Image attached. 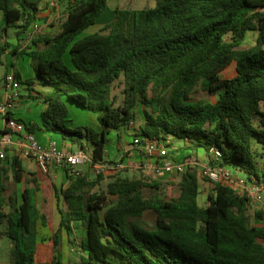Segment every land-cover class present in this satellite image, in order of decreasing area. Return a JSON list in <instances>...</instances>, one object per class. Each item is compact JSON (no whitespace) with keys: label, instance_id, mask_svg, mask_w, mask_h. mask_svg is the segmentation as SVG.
<instances>
[{"label":"trees","instance_id":"trees-1","mask_svg":"<svg viewBox=\"0 0 264 264\" xmlns=\"http://www.w3.org/2000/svg\"><path fill=\"white\" fill-rule=\"evenodd\" d=\"M57 2L67 10L60 30L10 49L8 29L17 27L18 39H27L49 2L0 0V59L7 52L30 55L34 75L16 74L23 85L41 88L46 103L41 123L17 118L27 129L61 134L86 149L93 166L116 163L107 158L108 135L117 131L122 138L143 104L144 123L132 130L141 143L152 139L171 147L183 139L191 149L187 155L215 146L220 164L249 182L261 177L264 166L255 160L252 138L263 144L264 156V0H156L136 10L118 7L92 33L84 32L99 21L108 0ZM250 30L258 31L257 42L236 48ZM120 79L124 100L116 103L112 89ZM200 83L208 98L193 97ZM73 111L93 112L100 129L79 121ZM23 175L20 156L12 157L11 173L0 166V224L6 223L2 233L12 240L11 261L65 264L60 251L39 259L38 227L53 216L52 194L37 177L20 195L11 192V178L18 182ZM104 177L101 170L95 178L70 176L62 189L66 209L59 207L60 223L50 236L59 246L63 231L72 234V222H81L84 264H264V208L254 212L263 224H253L246 194L214 183L201 205L196 168L170 183L177 193L167 196L159 193V180L119 172L105 191H94ZM145 187L156 192L146 195ZM149 210L156 216L152 226L142 219Z\"/></svg>","mask_w":264,"mask_h":264},{"label":"rangeland","instance_id":"rangeland-1","mask_svg":"<svg viewBox=\"0 0 264 264\" xmlns=\"http://www.w3.org/2000/svg\"><path fill=\"white\" fill-rule=\"evenodd\" d=\"M44 2H49V5L45 8L41 15V20H39V23L41 25L40 31H38L35 35L38 34H54L57 33L60 30L61 27V21L64 20V18L67 15V10L64 4H60L57 2V0H44ZM156 0H108V7L105 10L104 14L101 16L99 21L95 23L94 25L87 28V30L84 33H92L96 31H100L104 24L108 21H110L113 17L114 10L116 8H130L131 10H136L144 7H152L155 5ZM18 28L17 27H10L8 29L7 33V39H9L10 42L16 41V32ZM29 32V31H28ZM258 37V31L256 30H250L248 31L245 39L241 42L240 45L236 46V48H248L252 45H254L257 42ZM28 38V37H27ZM229 38V37H228ZM28 40V39H27ZM22 43L27 44L26 39L21 40ZM23 46V45H22ZM32 59L31 56L26 53H21L18 56L10 53H4L0 59V82L2 81V78L4 76V73L6 69L8 68L9 71L15 70L20 72L22 75V78H25L28 76V73L32 72L34 73V67L32 65ZM24 89H22L23 91ZM124 83L123 81L117 80L114 83L113 89H112V96L116 99V103H121L124 100ZM193 97L196 99L199 98H208L209 93L205 86L200 83L197 88L195 89L193 93ZM38 103H35L36 108L38 107ZM44 104H40V106L43 107ZM35 108V109H36ZM44 108V107H43ZM136 118H135V128H139L140 125L144 123V105L140 104L136 108ZM73 116L77 118L79 121H87V124H89L92 127H96L98 124V120L96 115L91 111H73ZM33 115V114H32ZM91 115V116H90ZM134 139V135L132 136L129 133H123L122 138L119 139L117 135V131H111L108 135V142L106 145V152H107V158L109 160H119V149H118V143H122V145H125L127 142L132 141ZM186 142V141H185ZM185 142L183 139H176L174 140L172 147V152L176 153V150L174 148H181L184 147ZM253 143V153L255 155V160L258 163L259 167L264 166V156L261 155V152L263 150V144L257 139L256 136H253L252 138ZM73 145V150H76L78 148L77 145ZM71 148V149H72ZM202 153H205L204 149H201ZM207 156V153H206ZM200 160V159H199ZM202 160V159H201ZM200 160V165L195 167L199 173H200V196H199V202L201 205H206L207 203V197L210 192H212L213 189V182L208 178V176L203 171V166L201 164L205 163L206 160ZM129 165L126 168H122L119 173L125 176H129L130 178H143L146 181L150 182L151 180H159L162 182L163 185H161V188L159 190V193L161 195L167 196L168 194H176L177 193V187L173 186L169 188L170 183H176L178 182L181 174H166V173H156L155 171L148 170L145 167L137 166L136 161L132 162L131 160L128 163ZM89 166V171L83 169V174H88L91 178H95L98 174V172L101 170L105 173V171L97 167L96 165H91V163L84 164ZM100 168V169H99ZM99 170V171H98ZM73 178V177H72ZM72 180L71 178L69 179ZM112 180V178L104 177L100 181V183L94 188V191L96 192H102L107 189L108 183ZM210 182V184L206 182ZM144 192L146 195H152L156 192L154 188L145 187ZM259 206L257 204H251L250 205V214H251V222L253 224H259L262 225L263 222L257 220L254 217V212L256 209H258ZM59 211L55 212L53 215L52 220L49 221L48 225H43L42 223L39 224L38 230L40 233V241L41 238H44L43 242L48 243H42L40 250H39V259H45L46 257L54 256L55 253L60 251L62 253V260L65 264H84L82 260V252L78 246L83 234H84V227L81 224V222L74 220L72 222V236H74V239L69 240V247L68 250H65L64 246V238L62 233V243L59 246H55L54 242L50 240V234L55 231L59 226V218H58ZM155 213L152 211H147L145 215L143 216V221L146 223L147 226H152L155 222ZM6 228V223L0 224V230L4 231ZM65 233H67L66 230H64ZM1 234V232H0ZM260 241L264 244V240L260 239ZM11 250H12V240L7 235H0V264H15L11 261Z\"/></svg>","mask_w":264,"mask_h":264},{"label":"built area","instance_id":"built-area-1","mask_svg":"<svg viewBox=\"0 0 264 264\" xmlns=\"http://www.w3.org/2000/svg\"><path fill=\"white\" fill-rule=\"evenodd\" d=\"M40 27V23H35L32 26L27 44L31 43L34 35L40 31ZM3 85L4 95H0V115L5 120L4 130L6 131H3L0 136V158H5L7 150H11L14 155L21 158L34 159L44 172H48L52 167H60L74 178L82 175L81 166L90 161L86 149L71 150L60 147L55 141L43 145L38 141L35 133L27 129L24 122L12 115L7 119L15 102L21 98L24 85L15 70L7 72ZM135 125L134 120L130 121L128 129L133 130ZM133 142L135 146L145 152L148 158L155 159L143 167L156 173L181 174L189 168L200 165V158L197 155L191 154L181 160L175 159L172 157V148L161 141L148 139L145 143H141V138L135 136ZM221 155L220 149L215 146L207 152V161L201 165L208 178L213 183H223L233 187L237 192L246 194L251 204H257L259 208H264V171L259 179L254 178L249 182L227 166L220 164ZM128 163V160L119 159L116 163L97 164L96 166L103 170H121L126 168Z\"/></svg>","mask_w":264,"mask_h":264},{"label":"crops","instance_id":"crops-1","mask_svg":"<svg viewBox=\"0 0 264 264\" xmlns=\"http://www.w3.org/2000/svg\"><path fill=\"white\" fill-rule=\"evenodd\" d=\"M21 37H26V34H23ZM7 40L9 41V39H7ZM26 41H27V39H26ZM11 43H12V45H11L10 49L14 48L16 45L21 44L22 41L19 40L17 35H16V41H12ZM22 45H24V44H22ZM8 54H10V52H8ZM8 71H9V69L7 68L5 73H4V76L2 78V81L0 82V95H2V96L4 95L3 81L5 78V74ZM33 75H34V73L30 72V73H28V76L23 78V79L32 77ZM23 89L24 90L22 91L21 98H19V100H17L15 102L14 106L12 107V110H11L12 116H14L16 118H23L25 121H35L37 123H41V113L46 107V103L44 101V98L42 97V94H40L41 88H39L37 86L29 87V86L24 84ZM35 103L39 104L37 108L35 106ZM40 104H44L43 105L44 108L42 106H40ZM82 122H83V120H82ZM5 126H6L5 120L0 115V136H1L2 131L5 128ZM95 128L100 129L99 123L97 124V126ZM33 132L35 133L38 141L43 145H46L52 141H55L60 147H65L68 149H71L73 147L70 140L63 138L62 135L59 133L47 132V131H44L41 129H37L36 131H33ZM123 133H129L132 136L134 135V132L132 130H128V129L126 131H124ZM134 138H135V136H134ZM133 140L127 142L125 145H122L121 141H120V143L117 144L119 152H120L119 159L123 158V159L128 160V161L131 160L132 162L136 161V163H137L136 165L140 166V167H143V165L148 164L150 161H155V159L148 158L141 148H138L137 146H135ZM175 149H177V150H176V153H174V158L177 160H181L188 153L191 152V149L186 148V144L184 145V147L174 148V150ZM201 149L202 148H200L196 151L197 156L200 158V160L201 159L206 160V158H207L206 151L203 154ZM71 150H73V148ZM13 156H14L13 152L11 150H7L6 157L0 158V166L4 165L6 168H8L10 170V173H11V161H12ZM22 166H23V174H24L23 179L21 181L14 182L11 178V181H10V191L11 192H13L15 190V191H17L18 195H20L24 188L33 185V179H34V177H37V178H39L41 185H46L51 189L53 215L55 214V212H57V210L59 211V207L66 209V202H65L63 195H62V189L66 188L70 184L71 181L69 180L70 175L68 174V172L64 168L52 167L48 171V173L46 174L41 170L38 163L34 159H28V158H22ZM81 169L82 170L85 169V170L89 171V166L82 165ZM104 171H105V178L106 177L111 178L114 173L119 172L120 170L105 169ZM237 175L242 177L243 173L238 172ZM200 182H201V178H200ZM206 183L210 184V182H208V181ZM55 188H57V190L60 191V197L56 196L55 191H54ZM41 197H42V193L39 194V199H40L39 203L40 204H41V199H42ZM59 214H60V212H59ZM57 216L59 218L58 221L60 222L61 214L60 215L57 214ZM52 218H53V216H52ZM52 218L50 220H52ZM0 232L2 235H4L2 233L3 231L0 230ZM63 238H64L65 250H68L69 240H70V238L74 239V236H72V234H69L68 232L65 233V231H63ZM48 242L49 241H47V242L40 241L39 243L42 244V243H48Z\"/></svg>","mask_w":264,"mask_h":264}]
</instances>
